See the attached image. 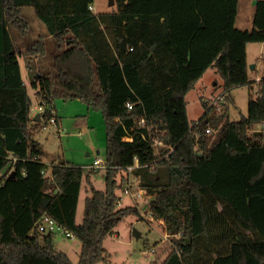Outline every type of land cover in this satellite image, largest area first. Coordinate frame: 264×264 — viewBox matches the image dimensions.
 Returning <instances> with one entry per match:
<instances>
[{
	"label": "trees",
	"instance_id": "trees-1",
	"mask_svg": "<svg viewBox=\"0 0 264 264\" xmlns=\"http://www.w3.org/2000/svg\"><path fill=\"white\" fill-rule=\"evenodd\" d=\"M93 2L0 0V264H74L55 249V232L31 236L45 214L80 241L78 264L108 263L105 238L125 216L140 215L117 192L129 174L156 196L151 206L168 234L151 247L164 256L160 264H264V130H253L264 120V73L248 113L232 120L226 106L210 144L203 124L212 107L203 100L192 126L186 100L210 67L225 93L250 83L247 44L264 43V0L255 2L251 28L235 25L239 0H116L117 10L98 13ZM26 5L55 38L51 71L31 61L47 51L44 34L23 50L14 43L10 27L29 30ZM19 55L35 74L34 97ZM57 99H79L106 125V188L90 182L81 223L85 167L42 162L34 138ZM36 101L39 120L31 115Z\"/></svg>",
	"mask_w": 264,
	"mask_h": 264
},
{
	"label": "rangeland",
	"instance_id": "rangeland-1",
	"mask_svg": "<svg viewBox=\"0 0 264 264\" xmlns=\"http://www.w3.org/2000/svg\"><path fill=\"white\" fill-rule=\"evenodd\" d=\"M93 5L95 13L118 9L116 0L113 4H110V0H94ZM254 11L255 5L251 4V0H239L235 25L239 28H251ZM22 12L29 22V30L26 34H21L15 27H10L14 43L23 50L28 44L36 41L41 34H44L47 51L45 54L31 57V61L35 69H42L44 72L51 71L54 56L58 51L55 38L49 34L34 6H23ZM19 56L21 71L29 87V92L34 97L32 80L35 74L27 66L26 56ZM247 61L250 83L233 87L225 93L223 79L213 67L206 72L202 81L186 95L188 117L192 126L206 111L202 103L203 100L212 107L207 122L203 124V129L206 127L214 129L211 133L206 132L208 144L221 130L226 106L229 108L230 119L238 120L248 113L249 99L257 97L258 78L264 73V44L262 42L249 43ZM251 64H255V69H251ZM57 102L59 108H63L65 111V124L58 127L42 118V125L35 132L34 138L39 143L42 162L51 165L67 159L85 167L77 208V222L81 223L84 219L85 198L91 194L90 182L98 190L106 188L105 167H100L98 170L89 168L97 150H100V156L105 158L106 125L100 111L88 108L79 99L68 101L57 99ZM34 109L33 103L32 113ZM77 123L80 125L77 126ZM88 152H90V156H88ZM123 175H128L127 171H120L117 175L118 179L121 180ZM126 184H131V194L125 193L123 188L117 190L118 195L121 196V206L137 204L140 215L129 214L117 224L113 232L104 240V247L110 254L109 262L101 261L98 264H160L164 256L157 258L151 247L156 242H166L168 234L162 224L163 221L155 216L151 206L156 196L154 194L140 196L139 190L143 191V189L140 188L139 181L133 174H129L124 185L127 186ZM80 246L81 243L76 237L69 238L62 233L54 235L55 249L67 253L75 264L79 262Z\"/></svg>",
	"mask_w": 264,
	"mask_h": 264
},
{
	"label": "built area",
	"instance_id": "built-area-1",
	"mask_svg": "<svg viewBox=\"0 0 264 264\" xmlns=\"http://www.w3.org/2000/svg\"><path fill=\"white\" fill-rule=\"evenodd\" d=\"M89 7H90V9L94 10V5H90ZM262 75L258 78V81L261 80ZM128 105H129V107H132V104L129 103ZM34 106H36V108L40 111V113H43L44 107L42 105L37 103ZM51 112L53 113V115H52V117L50 118L49 121L54 123L55 125H57L59 127L58 119H57V117L55 115V114H57L56 113V108L55 107L52 108ZM142 121H144V119H142ZM213 130L214 129L212 127H206L205 128V131L208 132V133H211ZM253 130H256V131L264 130V120L258 122ZM157 141L160 144H162V140H157ZM135 160L136 161L138 160L137 157H135ZM106 166H107L106 159L101 157L99 153H95L94 160L89 164V168L92 169V170L99 169L100 167H105L106 168ZM128 169H129V171H131L133 169V166H129ZM42 173H44L45 175H51V171H49L48 169H45V168L42 169ZM131 184L127 185L124 188V192L125 193H130L131 194V189H130ZM139 195L143 197L144 196V191L139 190ZM35 232H38V233L39 232H55V233H62L66 237H69V238H74L75 237L73 232H71L70 230H68L65 227H63L55 218H53L52 216H49L47 214L42 216V218L40 219V221L37 224L36 228L31 231V233H30L31 236H34Z\"/></svg>",
	"mask_w": 264,
	"mask_h": 264
},
{
	"label": "crops",
	"instance_id": "crops-1",
	"mask_svg": "<svg viewBox=\"0 0 264 264\" xmlns=\"http://www.w3.org/2000/svg\"><path fill=\"white\" fill-rule=\"evenodd\" d=\"M255 2H256V0H251V4H253V5H255ZM264 44V43H263ZM248 45H249V43L247 44V50H248ZM20 57V56H19ZM210 68H213V67H210ZM209 68V69H210ZM256 68H257V65H256ZM38 69V68H37ZM209 69H207L206 71H205V73L203 74V76L198 80V82L196 83V85L199 83V82H201L202 81V78L204 77V75L206 74V72L209 70ZM22 72V71H21ZM22 76H23V79H24V82H25V84L27 85V82L25 81V78H24V74H23V72H22ZM260 77V76H259ZM195 85V86H196ZM27 87H28V85H27ZM195 88V87H194ZM28 90H29V87H28ZM192 90V89H191ZM190 90V91H191ZM189 91V92H190ZM188 92V93H189ZM30 93V92H29ZM34 93H35V89H34ZM187 93V94H188ZM31 94V93H30ZM186 94V95H187ZM68 101V100H67ZM58 102H57V100L55 101V106H56V113H57V115H58V124L59 125H64L65 124V111L63 110V108H59V106H58V104H57ZM37 104V101L34 103V105H36ZM65 104H66V102H65ZM35 107V109H34V112L32 113L31 112V115L32 116H34V115H37V114H39V115H41V113H40V111L36 108V106H34ZM89 108V107H88ZM77 126L78 125H80V123H77L76 124ZM100 152V150H97V153H99ZM88 154V156H90L91 154H90V152H88L87 153ZM100 154V153H99ZM67 160V159H66ZM91 163V162H90ZM75 264V263H74Z\"/></svg>",
	"mask_w": 264,
	"mask_h": 264
},
{
	"label": "water",
	"instance_id": "water-1",
	"mask_svg": "<svg viewBox=\"0 0 264 264\" xmlns=\"http://www.w3.org/2000/svg\"><path fill=\"white\" fill-rule=\"evenodd\" d=\"M114 3V0H110V4H113ZM251 69H254L255 68V64H251ZM39 76V74L37 75V77ZM35 119L36 120H39L40 119V115L39 114H37L36 115V117H35ZM15 175V172L13 171L12 173H11V177H13ZM47 202H48V200H45L44 201V205H46L47 204ZM139 234V233H138Z\"/></svg>",
	"mask_w": 264,
	"mask_h": 264
}]
</instances>
